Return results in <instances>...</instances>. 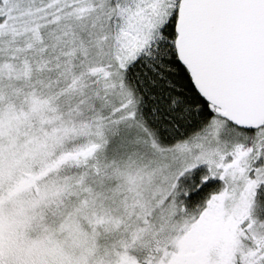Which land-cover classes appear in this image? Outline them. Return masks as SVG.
<instances>
[{"label": "snow or ice", "instance_id": "snow-or-ice-1", "mask_svg": "<svg viewBox=\"0 0 264 264\" xmlns=\"http://www.w3.org/2000/svg\"><path fill=\"white\" fill-rule=\"evenodd\" d=\"M0 264H264V0H0Z\"/></svg>", "mask_w": 264, "mask_h": 264}]
</instances>
